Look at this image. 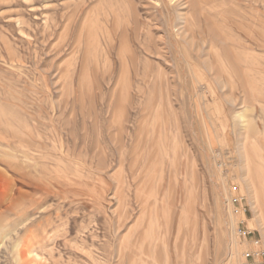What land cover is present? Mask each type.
Segmentation results:
<instances>
[{
  "label": "rangeland",
  "instance_id": "obj_1",
  "mask_svg": "<svg viewBox=\"0 0 264 264\" xmlns=\"http://www.w3.org/2000/svg\"><path fill=\"white\" fill-rule=\"evenodd\" d=\"M235 194L264 250V0H0V264H241Z\"/></svg>",
  "mask_w": 264,
  "mask_h": 264
},
{
  "label": "built area",
  "instance_id": "obj_2",
  "mask_svg": "<svg viewBox=\"0 0 264 264\" xmlns=\"http://www.w3.org/2000/svg\"><path fill=\"white\" fill-rule=\"evenodd\" d=\"M229 203L231 214L238 219L236 235L249 244V248L242 254L241 264H264V250L259 245V241L251 237L252 232L247 228L249 206L245 198L235 194L231 196Z\"/></svg>",
  "mask_w": 264,
  "mask_h": 264
},
{
  "label": "bare ground",
  "instance_id": "obj_3",
  "mask_svg": "<svg viewBox=\"0 0 264 264\" xmlns=\"http://www.w3.org/2000/svg\"><path fill=\"white\" fill-rule=\"evenodd\" d=\"M86 23V22H85ZM112 23V22H111ZM114 26V25H113ZM112 29V28H111ZM117 29V28H116ZM111 31V30H110ZM114 31V30H113ZM101 33V32H100ZM107 33V32H106ZM112 33H114V32H112ZM110 40V39H109ZM112 41V40H111ZM108 42H110V41H108ZM90 47V46H89ZM231 198V197H230ZM230 198H229V200H230ZM230 204V203H229ZM234 217V216H233ZM236 218V217H235ZM237 219V218H236ZM238 220V219H237ZM26 259V258H25ZM24 263H25V261H23ZM22 262V263H23ZM27 263V262H26Z\"/></svg>",
  "mask_w": 264,
  "mask_h": 264
}]
</instances>
